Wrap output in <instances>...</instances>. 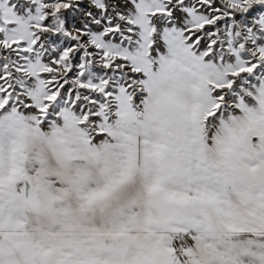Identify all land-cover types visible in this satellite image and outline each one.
<instances>
[{
  "label": "snow or ice",
  "instance_id": "snow-or-ice-1",
  "mask_svg": "<svg viewBox=\"0 0 264 264\" xmlns=\"http://www.w3.org/2000/svg\"><path fill=\"white\" fill-rule=\"evenodd\" d=\"M0 264H264V0H0Z\"/></svg>",
  "mask_w": 264,
  "mask_h": 264
}]
</instances>
